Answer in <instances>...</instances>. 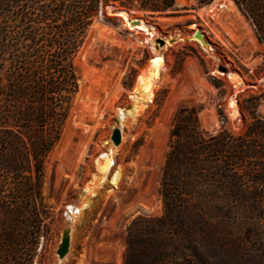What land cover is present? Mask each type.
Returning <instances> with one entry per match:
<instances>
[{"label": "rangeland", "instance_id": "1", "mask_svg": "<svg viewBox=\"0 0 264 264\" xmlns=\"http://www.w3.org/2000/svg\"><path fill=\"white\" fill-rule=\"evenodd\" d=\"M107 7L99 9L74 59L79 90L61 139L45 162L42 192L51 222L34 264H124L131 222L163 214L159 194L162 169L173 119L181 108L199 109L200 125L211 135L226 131L238 137L254 117L264 120V45L232 0H215L209 5L176 0L173 12L154 19L115 5L130 12V18L153 26L162 39L184 38L158 51L154 39L151 46L141 32L109 15ZM211 7L213 11L208 10ZM195 30L202 33L209 50L185 39ZM160 52L164 69L154 97L146 108L139 106L124 142L115 149L121 171L116 189L103 184L96 159L105 143L113 147L110 137L117 128V112L132 103L130 96L139 89V77ZM219 67L227 72H219ZM230 73L244 85L236 86L227 77ZM251 100L256 107L247 109ZM231 102L237 117L232 114ZM244 186L254 194L261 188L264 192V184L258 187L244 180ZM85 189H94L97 196L88 198L91 207L80 215L67 259L57 261L61 233L70 224L66 206L77 204ZM254 204H244L241 215L232 221L229 232L241 251L230 264H264V210L251 212ZM221 220L213 218L214 222ZM170 251L168 264H192L178 259L173 248ZM211 264L227 263L213 259Z\"/></svg>", "mask_w": 264, "mask_h": 264}, {"label": "trees", "instance_id": "2", "mask_svg": "<svg viewBox=\"0 0 264 264\" xmlns=\"http://www.w3.org/2000/svg\"><path fill=\"white\" fill-rule=\"evenodd\" d=\"M232 1L264 45V0ZM175 2L0 0V264H34L49 234L45 162L78 93L74 59L99 9L113 4L154 19L173 12ZM255 107L249 101L247 109ZM199 112L181 108L174 116L160 181L163 214L131 222L124 264H168L171 248L192 264H230L241 251L232 221L244 204L264 210L263 188L254 194L244 186L264 184V120L254 117L238 137L211 135Z\"/></svg>", "mask_w": 264, "mask_h": 264}, {"label": "bare ground", "instance_id": "3", "mask_svg": "<svg viewBox=\"0 0 264 264\" xmlns=\"http://www.w3.org/2000/svg\"><path fill=\"white\" fill-rule=\"evenodd\" d=\"M213 7L208 9L209 11L212 10ZM211 13V12H210ZM120 18L123 19L124 24L126 26H129L130 28H134L132 30L141 32L144 36L147 37L146 41H148L152 46V40H155L158 36H156V32L153 29V26L147 24L145 21L140 20V24L138 26L132 27L130 25V22L134 19L130 18V16L127 14L125 10L121 12ZM128 27V28H129ZM196 32V30H195ZM195 32L190 34L188 38L190 41H195L198 45L201 46L204 50H209V46L207 42L204 40V37L202 40H198L195 38ZM165 40V45L163 46L162 50L166 49L169 44L168 39ZM183 41L184 38L182 37H176V41ZM175 41V42H176ZM174 42V43H175ZM152 48V47H151ZM207 48V49H206ZM155 56L150 60L149 68L145 75H141L138 80V88L136 89L134 93L131 94L130 100L132 103H129L126 108L119 109L117 112V123L116 127L121 130L122 133V141L124 142V137L128 134L131 123L133 122L131 119L134 118L135 114L138 113L139 106L141 108H146V105L151 102L152 98L154 97V91L158 87L160 81H161V73L164 69V59L162 57V52L155 53ZM227 77L236 85V86H242L244 85L237 77L236 75L230 73L227 75ZM264 84V80L262 82ZM230 107L232 109V114L234 117L238 116L237 108L235 107V103L231 102ZM132 109L131 111H129ZM123 129L126 130V132H123ZM104 144V143H103ZM116 148L111 147L108 143H105L103 145V150L100 152L98 158L96 159L97 169L101 173V180H103V184H107L110 186H113L114 188H118V185L121 181V171L116 165L115 157L117 150ZM102 183V182H101ZM99 185V184H98ZM97 196V191L85 189L82 191L79 195V198L77 199V204H69L66 206V215L67 219L70 222V224H67L71 227V239H73V232L76 230V227L78 225L80 215L82 213L89 209L91 207L88 198ZM67 258L64 259V261ZM62 264V263H61Z\"/></svg>", "mask_w": 264, "mask_h": 264}, {"label": "water", "instance_id": "4", "mask_svg": "<svg viewBox=\"0 0 264 264\" xmlns=\"http://www.w3.org/2000/svg\"><path fill=\"white\" fill-rule=\"evenodd\" d=\"M107 12L111 16L119 17L121 15V12L123 11L122 9H117L115 5L110 4L107 7ZM126 11V10H125ZM127 14L130 16V12L126 11ZM140 24V19H134L133 21L130 22V25L132 27L138 26ZM195 38L198 40L203 39L202 33L197 30L195 32ZM176 41V38H172L169 40V43H174ZM165 45V40L162 38L158 37L155 40V50L158 51L159 49L163 48ZM219 72L226 73L227 70L224 67H219L218 68ZM123 132H126L125 129H123ZM110 141L113 145L114 148H117L122 141V133L119 128H114L111 133ZM70 245H71V227L68 225L66 228L62 231L61 237H60V242L57 246V249L55 251V256H57V261H63L67 255L69 254L70 251Z\"/></svg>", "mask_w": 264, "mask_h": 264}, {"label": "built area", "instance_id": "5", "mask_svg": "<svg viewBox=\"0 0 264 264\" xmlns=\"http://www.w3.org/2000/svg\"><path fill=\"white\" fill-rule=\"evenodd\" d=\"M65 214H66V212H65Z\"/></svg>", "mask_w": 264, "mask_h": 264}]
</instances>
